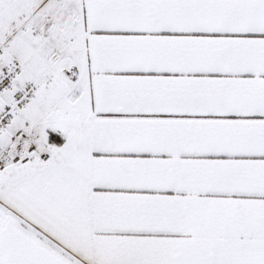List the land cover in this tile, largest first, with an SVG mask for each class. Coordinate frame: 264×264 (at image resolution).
Masks as SVG:
<instances>
[{"label": "snow or ice", "instance_id": "obj_1", "mask_svg": "<svg viewBox=\"0 0 264 264\" xmlns=\"http://www.w3.org/2000/svg\"><path fill=\"white\" fill-rule=\"evenodd\" d=\"M0 264H264V0H0Z\"/></svg>", "mask_w": 264, "mask_h": 264}]
</instances>
